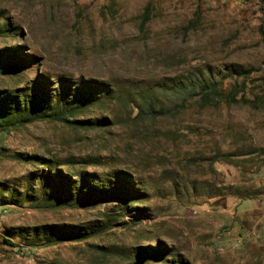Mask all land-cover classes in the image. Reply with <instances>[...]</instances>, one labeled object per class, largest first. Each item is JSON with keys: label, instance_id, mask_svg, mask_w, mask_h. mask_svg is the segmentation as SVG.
<instances>
[{"label": "rangeland", "instance_id": "374dc122", "mask_svg": "<svg viewBox=\"0 0 264 264\" xmlns=\"http://www.w3.org/2000/svg\"><path fill=\"white\" fill-rule=\"evenodd\" d=\"M261 29L264 0H0L3 106L91 95L73 108L83 124L0 130V264H264ZM231 67L251 72L218 100L184 91ZM46 175L51 192L85 193L84 175L109 193L39 208ZM53 226L95 228L30 245Z\"/></svg>", "mask_w": 264, "mask_h": 264}, {"label": "trees", "instance_id": "16d2710c", "mask_svg": "<svg viewBox=\"0 0 264 264\" xmlns=\"http://www.w3.org/2000/svg\"><path fill=\"white\" fill-rule=\"evenodd\" d=\"M149 15V8L145 9L143 23L148 19ZM262 38L264 40V31L261 29ZM251 72L249 68H241V67H231L227 68L219 77L216 79L211 74L202 75L200 79L196 81L189 82L188 84L185 83L183 85L184 91H191L195 95H200L202 101L204 103H208L212 100H218L221 98L222 92L220 91V85L224 78L230 76H242L247 78ZM182 87V86H181ZM42 92H44L42 90ZM67 92H61V94L55 95L50 97L49 95L46 96V92L43 95L39 92H34L26 99L22 100V103H19L18 99L14 98V105L10 106H3V101H0V130L8 129L9 127L20 126L26 122H30L33 120H39L43 118H50V119H61L65 120L70 124H83L82 121H76L71 119V116L74 113L75 105H79L83 103V101H88L91 97L90 92H83L79 90H75L71 92L72 94L61 101L60 98H66L65 94ZM226 100L232 102H238L240 100H245L244 94L241 95L240 98H236V95L233 92H228L226 95ZM63 102V103H62ZM74 108V109H73ZM68 117V118H67ZM67 118V119H65ZM65 177V176H62ZM63 182L67 184L70 180L66 176ZM67 181V182H66ZM79 184L81 185V191L84 189L83 194L75 193V195H71L70 193L65 192L64 187L58 188L55 192H51L50 187L54 183L53 178L51 175L44 176L43 180L41 181V185L36 190V195L33 198L32 204L36 207L43 208H51V207H58V206H69L71 204L77 205L79 200H88L91 197L103 195L109 193L104 187H96L90 185L88 179L84 175L80 176ZM63 183V185H64ZM62 185V186H63ZM67 187V186H66ZM80 191V190H79ZM24 198L17 199L14 204L21 205ZM53 231L49 234H42L39 237H33L30 239V245L32 247H36L38 245H49L56 242H60L63 240H79L82 238L87 237L90 235L91 229L93 230L95 227H87L89 229H85V231L79 232L74 231L73 229L63 228L62 226H53ZM109 227L108 223H105L100 229H106ZM99 229V228H98ZM96 229V231L98 230ZM90 230V231H89ZM95 232V231H94ZM37 240H40L39 243ZM2 242L10 245L16 246L18 245L12 241L11 238L4 237L2 238ZM41 242V243H40Z\"/></svg>", "mask_w": 264, "mask_h": 264}]
</instances>
